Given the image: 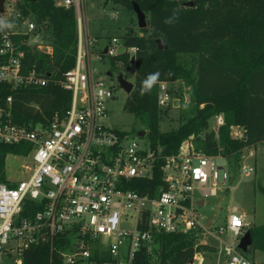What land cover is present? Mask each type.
Returning <instances> with one entry per match:
<instances>
[{
	"label": "built area",
	"instance_id": "built-area-1",
	"mask_svg": "<svg viewBox=\"0 0 264 264\" xmlns=\"http://www.w3.org/2000/svg\"><path fill=\"white\" fill-rule=\"evenodd\" d=\"M81 3L55 0L56 6H73L77 22L74 66L57 80L47 71L24 66V48L49 58L53 48L30 13L24 15L10 0L3 3L0 22L11 27H3L1 36L0 81L13 88L42 87L52 81L70 93V103L45 126L13 124L11 98L5 107L0 104V144L30 147L23 157L27 177L13 186L0 182V261L17 258L16 264H21L23 250L48 243L60 254L62 264H134L141 249L152 251L156 236L198 232L222 245L227 264H252L237 248L245 224L236 209L230 208L218 227L204 226L199 210L234 176L255 172L254 147L243 151L236 168L230 162L225 168L216 161L226 158L197 150L191 137L175 154L164 156L147 140L140 145L127 132L105 127L107 104L118 82L116 77L113 84L110 66L109 81L99 77L93 61L109 64V59L127 55L135 62L137 48L125 47L120 37L98 46L84 33ZM14 38L20 39L15 42ZM117 66L122 68L121 62ZM167 84H158L162 109L171 102ZM213 119L212 131L217 133L223 116ZM245 159L251 165L242 166ZM155 172L160 174V186L153 196L131 188L151 180ZM25 208L29 215L22 217ZM223 234L230 236L229 243L222 240Z\"/></svg>",
	"mask_w": 264,
	"mask_h": 264
},
{
	"label": "trees",
	"instance_id": "trees-1",
	"mask_svg": "<svg viewBox=\"0 0 264 264\" xmlns=\"http://www.w3.org/2000/svg\"><path fill=\"white\" fill-rule=\"evenodd\" d=\"M132 10V4L148 16L146 29L137 34L126 29L120 37L127 48L135 47L134 87L123 105L145 131L152 149L160 148L164 156L175 154L180 144L192 138L197 150L208 156L220 155L234 168L246 148L264 142V0H106ZM24 15L31 14L52 45V56L38 55L24 48L22 63L27 68L51 73L57 80L74 66L77 45L75 8L56 6L55 0L24 2L19 6ZM172 23H165L171 18ZM4 32L0 27L1 36ZM20 38H14L18 41ZM163 41L165 50H159ZM4 59L0 56V66ZM109 73L128 69L127 55L109 59ZM121 62V67L117 63ZM160 76L151 92L141 95L142 81L150 74ZM181 81L190 88V102L181 100L178 127L169 132L159 128L163 109L158 106V84ZM13 124L47 125L54 114L64 113L70 93L55 82L42 87L13 88L0 81V104L7 98ZM222 115L224 124L217 133L209 130V120ZM234 127L243 130V139L231 135ZM28 145L0 144V182L5 177L8 155L25 157ZM235 170V169H234ZM131 188L153 196L160 186V174L151 180L139 181ZM264 196V187L257 185ZM29 204V202L27 203ZM31 204V203H30ZM33 206V205H32ZM31 212V211H30ZM33 212V211H32ZM23 209L21 216H28ZM251 246L248 251H264V225L248 227ZM196 235L161 234L156 236L151 252L141 249L134 264H189L196 254L214 253L208 245H196ZM61 242L57 243L60 246ZM94 256L97 254L94 253ZM21 264H62L60 254L48 243L23 250Z\"/></svg>",
	"mask_w": 264,
	"mask_h": 264
},
{
	"label": "rangeland",
	"instance_id": "rangeland-1",
	"mask_svg": "<svg viewBox=\"0 0 264 264\" xmlns=\"http://www.w3.org/2000/svg\"><path fill=\"white\" fill-rule=\"evenodd\" d=\"M10 1L14 2L16 9H20L19 6L24 2V0ZM184 1L190 2L191 0ZM81 9L84 19V33L89 38L97 40L98 46H103L112 37H121L126 29H133L137 34L139 33L135 13L121 5L106 3V0H82ZM148 19L146 16L147 24ZM93 66L96 68L99 77L109 81L106 76V71L109 68L108 63L102 65L93 61ZM118 75H121L125 81L134 84V65L131 64L128 69H118V72H114L111 78L113 84ZM167 86L171 102L166 108H163V115L159 124L161 132H169L178 127L181 100L184 104L190 102V88L181 81L168 83ZM126 97V93L118 85H115L114 96L107 104V118L103 121V125L110 129L127 132L131 139H135L141 145L146 142V136L136 138L135 134L139 130L144 131V129L132 114L123 110ZM214 127L215 121L211 118L209 130L212 131ZM231 133L233 136L239 137L243 131L241 128H233ZM255 155L254 173L249 176H234L224 190L218 191L215 197L207 199L205 207L200 208L199 212L204 218V226L207 227L208 224L212 227L222 225L230 208H235L239 215H244V221L248 227L264 225V196L257 189V185L264 187V142L255 146ZM216 162L225 168L229 166L227 159H217ZM251 163L250 159H245L242 166H249ZM25 164L26 159L22 156L8 155L5 160L6 180L13 183L26 178L27 172L22 168ZM248 227L245 226L244 231ZM194 234L196 235V245L204 244L214 249V253L196 254L197 259L194 264H227L222 254V245L219 242L207 237L204 233L197 232ZM222 240L229 243L231 238L228 234H223ZM243 255L252 264H264V251H248ZM16 263L17 258L2 257L0 261V264ZM152 264L158 263L156 260H152Z\"/></svg>",
	"mask_w": 264,
	"mask_h": 264
},
{
	"label": "water",
	"instance_id": "water-1",
	"mask_svg": "<svg viewBox=\"0 0 264 264\" xmlns=\"http://www.w3.org/2000/svg\"><path fill=\"white\" fill-rule=\"evenodd\" d=\"M5 0H0V13L3 11V3ZM29 2H36L37 0H27ZM186 6L192 7V2H188ZM132 11L136 15L137 19V27L139 30L146 29L147 28V22H146V16L145 14L140 10L137 4H132ZM158 49L159 50H165L166 45L163 41H157ZM131 64H134V59L131 60ZM117 82L126 95H129L131 91L133 90L134 85L125 81L121 75L117 76ZM135 136L137 138H143L145 136V131L139 130L136 132ZM251 246V237L249 232H245L244 235L241 237L239 244L237 248L241 250L242 253H246L247 249Z\"/></svg>",
	"mask_w": 264,
	"mask_h": 264
},
{
	"label": "clouds",
	"instance_id": "clouds-1",
	"mask_svg": "<svg viewBox=\"0 0 264 264\" xmlns=\"http://www.w3.org/2000/svg\"><path fill=\"white\" fill-rule=\"evenodd\" d=\"M173 19H175V17L166 20L165 23H172ZM0 27H11V25H5L3 22H0ZM159 76V72L150 73L141 83L140 94L144 95L151 92L152 88L158 82Z\"/></svg>",
	"mask_w": 264,
	"mask_h": 264
},
{
	"label": "crops",
	"instance_id": "crops-1",
	"mask_svg": "<svg viewBox=\"0 0 264 264\" xmlns=\"http://www.w3.org/2000/svg\"><path fill=\"white\" fill-rule=\"evenodd\" d=\"M241 216H242V220H243V222H244L245 226H247V227H248V225H247V224L245 223V221H244V217H243L244 215H241ZM190 264H194V263H191V262H190Z\"/></svg>",
	"mask_w": 264,
	"mask_h": 264
},
{
	"label": "snow or ice",
	"instance_id": "snow-or-ice-1",
	"mask_svg": "<svg viewBox=\"0 0 264 264\" xmlns=\"http://www.w3.org/2000/svg\"><path fill=\"white\" fill-rule=\"evenodd\" d=\"M236 223H238V221H236Z\"/></svg>",
	"mask_w": 264,
	"mask_h": 264
}]
</instances>
